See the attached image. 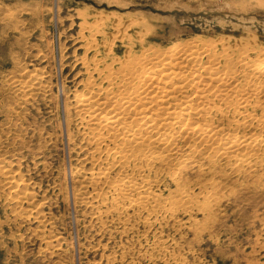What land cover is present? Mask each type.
Instances as JSON below:
<instances>
[{
	"label": "rangeland",
	"instance_id": "obj_1",
	"mask_svg": "<svg viewBox=\"0 0 264 264\" xmlns=\"http://www.w3.org/2000/svg\"><path fill=\"white\" fill-rule=\"evenodd\" d=\"M186 42L222 64L227 57L231 70L243 55L254 64L264 58V0H0V264H264V160L245 173L217 166L211 174L208 161H197L205 175L188 164L174 180L158 164L144 169L136 180H157L162 211L118 215L103 202L104 189L97 200L91 188L76 195L97 167L72 110L86 94L82 83L98 86L140 47ZM236 80L242 86L244 78ZM179 184L199 200L212 190L216 201L208 212L193 207L171 218L167 200Z\"/></svg>",
	"mask_w": 264,
	"mask_h": 264
},
{
	"label": "bare ground",
	"instance_id": "obj_2",
	"mask_svg": "<svg viewBox=\"0 0 264 264\" xmlns=\"http://www.w3.org/2000/svg\"><path fill=\"white\" fill-rule=\"evenodd\" d=\"M204 49L195 48L191 42L175 44L166 51L140 47L139 56L124 55L118 70L112 71L109 67L100 86L88 81L89 78L82 83L86 94L79 95L72 110L79 117V125L87 128L88 133L85 131L83 138L92 144L97 167L84 176L85 179L77 170L73 174L86 184L75 190L77 196L91 188L92 198L97 200L104 189L107 197L104 196L103 202L106 201L115 214H123L132 207L138 213L162 211L165 208L160 202L163 201L159 202L158 195L152 192L157 178L153 179L155 181L146 177L139 182L136 180L144 169L152 170L158 164L174 180L188 164L192 169L196 167L199 176L204 174L197 161L210 163L208 170L205 169L208 174L214 171L211 167L217 166L245 173L263 162L262 152H259L264 147V118L257 119L248 113L264 108V58L251 65L247 55H239L235 70H231L226 66L230 61L227 57L222 64L221 56L209 55ZM239 75L244 78L242 86L236 80ZM248 128L253 129V136L239 134L240 129ZM128 168L132 172L130 176L128 172L127 177L114 181L109 177L113 170ZM10 176L5 177L8 187L15 182ZM216 176L214 174V178ZM195 185L198 190L206 188L204 184L199 185V181ZM208 185L214 190L212 181ZM186 186L179 184L167 200L166 211L171 218L187 214L193 207L208 212L216 198L211 190L199 200L194 193H187ZM8 197L14 199L15 194ZM122 201L127 205L118 208Z\"/></svg>",
	"mask_w": 264,
	"mask_h": 264
}]
</instances>
